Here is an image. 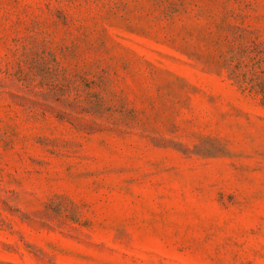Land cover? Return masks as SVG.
<instances>
[{"label": "rangeland", "instance_id": "374dc122", "mask_svg": "<svg viewBox=\"0 0 264 264\" xmlns=\"http://www.w3.org/2000/svg\"><path fill=\"white\" fill-rule=\"evenodd\" d=\"M0 264H264V0H0Z\"/></svg>", "mask_w": 264, "mask_h": 264}]
</instances>
